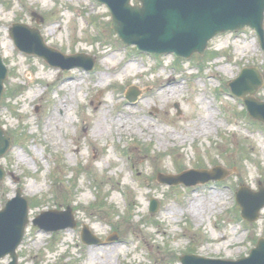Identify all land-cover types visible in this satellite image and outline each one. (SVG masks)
Segmentation results:
<instances>
[{"label": "rangeland", "instance_id": "1", "mask_svg": "<svg viewBox=\"0 0 264 264\" xmlns=\"http://www.w3.org/2000/svg\"><path fill=\"white\" fill-rule=\"evenodd\" d=\"M1 19L9 22L0 26L8 68L0 125L12 148L0 158V211L18 189L30 207L19 264H181L187 255H250L264 238V210L246 222L235 193L264 184V125L245 113L228 83L245 67L264 76L254 31L221 35L201 57L155 59L125 45L109 9L95 0H0ZM14 24L38 28L46 45L66 55L92 57L95 68L62 71L21 52L10 36ZM172 79L177 84L168 88ZM130 89L139 92L136 103L126 99ZM256 98L264 102V86ZM215 166L229 176L192 188L158 182L159 174ZM152 199L159 202L154 214ZM193 205L203 209L195 217ZM68 208L76 229L49 233L32 222ZM84 226L119 242L84 245Z\"/></svg>", "mask_w": 264, "mask_h": 264}, {"label": "water", "instance_id": "2", "mask_svg": "<svg viewBox=\"0 0 264 264\" xmlns=\"http://www.w3.org/2000/svg\"><path fill=\"white\" fill-rule=\"evenodd\" d=\"M105 4L111 14V26L122 42L134 45L142 52L156 54H175L189 59L195 53L203 55L209 42L218 35L228 32H239L245 28L257 32L264 48V0H98ZM135 2V4H132ZM38 22L42 18L35 15ZM10 35L15 45L24 53L45 59L52 67L62 70L83 68L93 70L95 60L84 54L65 55L49 47L37 28L23 24H14ZM8 71L0 55V104L4 95V83ZM264 85L263 77L257 68H246L241 76L231 82L232 91L247 103L250 114L255 120L264 123V102L254 98ZM138 91L129 94V100H136ZM250 94V96H248ZM11 138L0 126V158L11 148ZM227 173L223 168L213 170H192L180 176L159 175L164 184L187 186L205 184L212 180H223ZM6 177L5 169L0 165V182ZM237 202L242 208V217L250 222L257 221L264 209V186L253 192L242 186L237 195ZM159 203L151 201L150 212L156 213ZM51 220V222H50ZM59 220L66 222L58 224ZM29 204L18 189L16 196L9 200L0 211V260L10 256V264H19L17 249L21 245L27 225L29 224ZM33 224L46 232H58L67 227L76 228L72 210L49 211L41 213ZM83 241L88 245H102L84 226ZM114 238H109L108 243ZM183 264H264V238L261 239L249 257L238 261L206 259L199 256H184Z\"/></svg>", "mask_w": 264, "mask_h": 264}, {"label": "bare ground", "instance_id": "3", "mask_svg": "<svg viewBox=\"0 0 264 264\" xmlns=\"http://www.w3.org/2000/svg\"><path fill=\"white\" fill-rule=\"evenodd\" d=\"M8 22L9 21L7 19H1L0 26L1 25H6V24H8ZM176 84H177V81L175 79L174 80L172 79V80H170L169 85L167 87L170 88V86H174ZM167 87H163L162 90L166 89ZM173 91H175V90H173ZM119 127L123 130V129H125L126 124H122L121 125V122H120ZM147 127H150V125L148 123H147ZM191 211L193 212V216L195 217V216H198L200 214V212L203 211V209H202L201 205H193V207L190 208V212Z\"/></svg>", "mask_w": 264, "mask_h": 264}]
</instances>
